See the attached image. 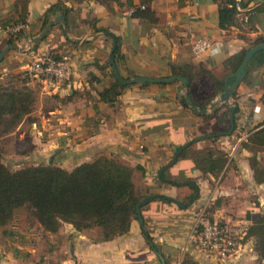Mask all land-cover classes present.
<instances>
[{
    "label": "crops",
    "instance_id": "crops-1",
    "mask_svg": "<svg viewBox=\"0 0 264 264\" xmlns=\"http://www.w3.org/2000/svg\"><path fill=\"white\" fill-rule=\"evenodd\" d=\"M17 1L0 0V27L18 19ZM236 1L241 11L239 24L229 30L220 28L219 5L214 0H151L146 10L153 16L148 20L129 15L133 6H141L142 0H106L108 4L102 0L68 1L64 2L71 10L68 15L58 13L51 18L63 15L67 32L62 24H56L35 48L29 42L42 35V18L59 0H29L25 28L14 34L24 35L17 44L25 53L13 51L6 56L0 63V81L13 73H24L33 60L28 47L35 53L49 51L70 56L74 63L71 82L58 91L28 83L46 103L57 102L55 98H73L65 103L58 101L57 106H42L52 122L48 123L47 141L40 144L32 166L56 162L72 171L100 156L116 158L136 169L137 192L163 196L171 202L147 199L141 210L143 223L162 254L148 245L143 224L137 219L128 234L103 241L99 228L80 232L64 224L56 234L47 232L36 220L33 209L26 206L16 211L10 224L0 227V264H182L186 258L196 264H259L252 239L235 256L220 260L200 251L191 236L203 210L207 218L212 209L213 221L224 227L241 221L251 225L264 215V184L256 183L249 162L251 154L241 148V143L264 124V65L252 67L248 75L246 69L235 91L240 111L233 135L217 137L218 146L229 155L228 165L217 179L203 176L189 159L192 152L182 159L179 154L177 162L173 161L187 144L194 142L200 144V149L209 148L211 139L197 140L227 132L224 127L230 118L227 121L223 117L225 103L216 102L221 95L205 108L209 109L207 116L183 104L180 82L125 86L114 104L105 103L100 97L117 81L109 62L113 42L104 35L108 33L118 42L115 62L123 79L169 78L173 76L172 66L189 68L195 79L190 93L195 98L198 94L201 99L196 100L202 102L210 94V84L202 70L222 80L227 60L244 50L250 51L257 40L264 41V0ZM8 38L9 33L0 30V52L8 46ZM199 39L214 42L213 51L195 56L192 46ZM75 92L83 95L75 97ZM204 93L208 94L203 96ZM214 106L221 111L213 114ZM31 125L38 128L37 122ZM37 132L41 134L40 129ZM50 151L56 152V160ZM194 191L197 196L189 202ZM257 197L262 209L255 205ZM177 201L191 206L182 208ZM241 215L246 218L240 219Z\"/></svg>",
    "mask_w": 264,
    "mask_h": 264
},
{
    "label": "trees",
    "instance_id": "trees-1",
    "mask_svg": "<svg viewBox=\"0 0 264 264\" xmlns=\"http://www.w3.org/2000/svg\"><path fill=\"white\" fill-rule=\"evenodd\" d=\"M82 2L84 0H59V3L52 6L42 18L41 33L49 24L51 18L58 13L65 16L71 11L64 5V2ZM219 5V26L222 30H229L239 24L241 11L237 7L236 0H214ZM106 3V0H102ZM151 0H142L141 6H146ZM29 0L17 1L18 18L14 24L6 22L3 27L8 25L26 24L28 17ZM18 8L19 11H18ZM136 9L132 17L139 20L151 19L153 14L147 10H142L140 6H133ZM131 8V9H132ZM24 35L9 34L7 45H15L22 41ZM264 44L263 40H257L253 47ZM34 47H38L35 44ZM249 50H244L227 60L224 64L226 76L219 80L213 73L202 70L203 75L210 84V94L202 102L190 93V88L194 82V77L190 74L189 68L178 69L172 66L173 76L187 78L190 82L188 93L194 104L205 109L220 95L226 88L225 79L235 74L240 68ZM52 53V52H51ZM56 57H59L56 55ZM264 65V51L255 55L247 68V75L252 67ZM23 79V80H21ZM130 79V78H129ZM17 83L23 84L19 87ZM235 79L230 78L229 86L234 85ZM127 87L122 86L116 81L110 88L100 93L101 101L109 104L117 102L119 96ZM75 97L82 96L78 92ZM73 95V96H74ZM237 93H233V111L236 117L239 113V106L236 103ZM47 102L48 106H57L58 101L65 103L72 101L70 97L66 100ZM184 101L185 98L182 97ZM38 98L36 93L28 86V81L20 75H8L0 81V140L5 139L20 127L21 124L37 122L31 118ZM225 108L224 118L229 121L230 106L223 104ZM221 108V109H222ZM214 106L213 114L221 111ZM227 126L224 131H227ZM220 138L209 140V148L200 149L199 143L192 142L180 153V158L189 157L199 169L203 176L212 175L216 179L224 172L229 162V155L222 150L217 142ZM241 148L251 154L249 158L250 166L254 171L255 181L259 185L264 184V160L260 154H264V124L258 126L242 143ZM182 149V148H181ZM136 169L123 164L116 158L100 156L93 162L84 163L72 171L65 170L56 165V162L29 166L17 171H12L5 165L0 158V227H5L11 223L17 210L29 206L35 213V218L43 229L47 232L56 234L64 224L72 225L76 230L82 232L95 228L102 231L103 241H111L117 237L128 234L132 223L136 220V207L144 199L162 200L171 199L163 196H146L137 192L134 184V174ZM195 191L189 197L192 202ZM144 207V206H143ZM142 207V208H143ZM141 208V210H142ZM211 214L213 210H210ZM214 222L213 219H209ZM143 235L155 253H160L161 249L155 243L151 232L147 228L146 222L143 223ZM247 239L254 241V250L259 258V264H264V215H260L253 221L249 228ZM166 264H170L167 261ZM182 264H196L186 258Z\"/></svg>",
    "mask_w": 264,
    "mask_h": 264
},
{
    "label": "built area",
    "instance_id": "built-area-1",
    "mask_svg": "<svg viewBox=\"0 0 264 264\" xmlns=\"http://www.w3.org/2000/svg\"><path fill=\"white\" fill-rule=\"evenodd\" d=\"M239 8V4H237ZM146 10V6H140ZM136 9H131L129 15L132 16ZM25 28L23 24L8 25L0 27L1 31L9 34H16ZM214 42L207 39H199L194 42L192 51L195 56L209 54L213 51ZM27 51L33 55V60L24 71V77L29 82H36L46 91H58L65 84L71 82L74 74V63L70 56H59L47 51L35 53L32 47ZM250 223L241 221L231 227L221 226L218 222L206 221L205 210L197 217V221L192 233V239L196 242L200 251L220 260H227L241 251L248 238ZM40 264H51L48 261Z\"/></svg>",
    "mask_w": 264,
    "mask_h": 264
},
{
    "label": "water",
    "instance_id": "water-1",
    "mask_svg": "<svg viewBox=\"0 0 264 264\" xmlns=\"http://www.w3.org/2000/svg\"><path fill=\"white\" fill-rule=\"evenodd\" d=\"M56 24H62L65 28V31L67 32V22L66 19L63 15H57L56 17H54L49 24L47 25V27L45 28L44 32L42 33L41 36L31 40L29 42V44H38L40 42H42L49 34V32L51 31V29H53L55 27ZM105 36L109 37L112 42H113V48L112 51L110 53L109 56V62L113 68V72L115 74V77L117 79V81L122 85V86H131V85H137V84H171V83H181L182 84V91L184 92V98L185 100L183 102V104H185L186 106L190 107L193 111H195L196 113H198L201 116H207L208 115V110L209 109H200L198 108L194 102L192 101L190 95L187 93V88L189 87V80L187 78L184 77H180V76H172L169 78H161V79H151V78H143V77H134L131 78L129 80H125L123 79V77L121 76L119 69L116 65L115 62V55H116V51L118 48V42L117 40L111 36L108 33H104ZM20 52V53H25V49L21 48L20 45L15 44V45H9L7 47H5L1 52H0V63L3 62V60L6 58V56L10 53V52ZM264 51V44L256 46L254 48H252L245 56L240 68L238 69V71L232 75L230 78L235 79V83L232 86H229V80L230 78H227L226 80V85L227 88L225 90V92L223 93V95H221L219 98H217L216 102L217 103H226L230 106V129L227 132H223V133H218V134H213V135H207L204 137L199 138L197 141H205L207 139H214L217 137H229L232 136L233 133L235 132L236 129V124H235V114L233 111V105L231 103V96L232 94L237 90L240 82L243 80V78L245 77L246 74V69L250 63V61L253 59V57L261 52ZM192 142L190 144H187L186 146H184L181 150H179V152L176 153L175 155V159L173 161V163L177 162L179 154L181 153V151L185 148H187L189 145H191ZM61 151V150H59ZM161 177V175H160ZM193 188H195V185H192ZM197 196V195H196ZM195 196V198H196ZM148 200L144 199L142 200L136 207V219L143 224V218H142V213H141V208L143 205L147 204ZM180 207L182 208H186L188 206H191V204L186 205L182 202L177 201L176 202Z\"/></svg>",
    "mask_w": 264,
    "mask_h": 264
},
{
    "label": "rangeland",
    "instance_id": "rangeland-1",
    "mask_svg": "<svg viewBox=\"0 0 264 264\" xmlns=\"http://www.w3.org/2000/svg\"><path fill=\"white\" fill-rule=\"evenodd\" d=\"M20 74L22 76L24 75V73H13L15 77L16 75L18 76ZM17 85L19 87L23 86V84L20 83H17ZM195 92L196 90L194 91V93ZM36 93L38 94V92ZM207 94L208 93H204L203 96H206ZM196 95H197L196 98L201 99V97L198 96V94ZM37 98L38 101L34 108V113L32 114L31 118L36 119L38 125L37 129L41 130V134L37 132L35 126H32L29 122H25L24 125L19 130H16L14 134H12L11 136L5 139L0 140V158L2 159L3 163L7 165L12 171H17L22 168L32 166L33 163L32 161L35 160L33 158H36L37 154H39L38 151L40 144L47 141V135L49 133V130H47L49 129L48 123H51L52 121H50V116L46 112L42 111V106H48V104H45L46 103L45 100H43L39 96V94L37 95ZM227 126H228L227 129L229 130L230 123H228ZM50 155L51 157L55 156L54 160L58 158L56 152L54 151H50ZM260 158L264 160V154H260ZM258 197L255 200V205L258 209L259 208L262 209ZM28 210L31 213L30 208ZM241 216L243 217H240V219L242 218L244 220L246 218V215H241ZM210 218L213 219L211 216V212L209 210V216H207L206 219L208 220Z\"/></svg>",
    "mask_w": 264,
    "mask_h": 264
}]
</instances>
